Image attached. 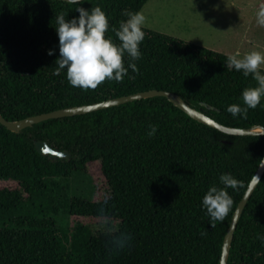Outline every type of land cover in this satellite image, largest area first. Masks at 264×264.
Masks as SVG:
<instances>
[{
	"label": "trees",
	"instance_id": "obj_1",
	"mask_svg": "<svg viewBox=\"0 0 264 264\" xmlns=\"http://www.w3.org/2000/svg\"><path fill=\"white\" fill-rule=\"evenodd\" d=\"M148 0H86L109 18L105 34L123 10L140 11ZM63 0H0V113L22 119L59 108L157 89L182 96L216 121L235 127L264 125V99L246 115L230 104L257 86L229 70L228 54L143 26L138 71L95 89L72 87L65 72L54 75L59 56L56 15L77 16ZM53 49L54 54L48 55ZM130 58L124 57L125 66ZM150 125L157 131L148 136ZM35 140L67 150L68 157L40 154ZM264 156V134L231 135L190 117L164 96L128 101L92 112L50 118L19 132L0 123V264H220L223 239L234 209ZM100 161L109 197L73 195L69 180ZM238 181L228 188L233 205L222 221L202 208L219 176ZM106 202V204L104 203ZM95 228L70 217L104 219ZM116 228V231H115ZM120 233L131 241L119 249ZM227 264H264V174L247 201L230 245Z\"/></svg>",
	"mask_w": 264,
	"mask_h": 264
},
{
	"label": "clouds",
	"instance_id": "obj_2",
	"mask_svg": "<svg viewBox=\"0 0 264 264\" xmlns=\"http://www.w3.org/2000/svg\"><path fill=\"white\" fill-rule=\"evenodd\" d=\"M78 13L66 19L68 12H59L56 15L55 30L58 36L59 56L55 60L54 75L65 72L68 83L74 88L95 89L105 80L121 82L128 75V70L137 72L135 61L142 58L140 44L145 39L143 26L145 15L140 11L123 10L126 19L120 21L119 27L112 26L119 43L105 34L109 31V18L100 6L94 8L82 7L86 0H66ZM88 2V0H87ZM256 23L264 27V3H261L255 13ZM48 55H53L54 50L49 49ZM129 57L125 66L124 57ZM229 70L242 72L245 77H251L257 86L245 88L241 93L243 104H230L227 111L232 116L246 115L248 109H255L264 99V52L251 50L246 53L239 51L227 56L226 65ZM157 131L156 125H150L148 136H153ZM220 184L210 186L205 192L201 206L206 210L211 221H222L232 208L233 200L227 189H236L238 185L230 173L219 176ZM106 204V202H104ZM98 216L103 215L102 223L105 226L115 225L113 218L108 215L107 209L102 204L98 208ZM99 222V221H98ZM116 226V225H115ZM116 231V228H115ZM119 249L131 241V235L120 233Z\"/></svg>",
	"mask_w": 264,
	"mask_h": 264
},
{
	"label": "rangeland",
	"instance_id": "obj_3",
	"mask_svg": "<svg viewBox=\"0 0 264 264\" xmlns=\"http://www.w3.org/2000/svg\"><path fill=\"white\" fill-rule=\"evenodd\" d=\"M261 3L264 0H148L140 12L146 17L145 27L230 55L264 52V27L258 26L255 18ZM5 184L10 183L0 181ZM69 184L73 195L93 201L111 194L100 161L88 164L85 173L74 174ZM76 220L105 227L103 219L69 218L70 224Z\"/></svg>",
	"mask_w": 264,
	"mask_h": 264
},
{
	"label": "water",
	"instance_id": "obj_4",
	"mask_svg": "<svg viewBox=\"0 0 264 264\" xmlns=\"http://www.w3.org/2000/svg\"><path fill=\"white\" fill-rule=\"evenodd\" d=\"M66 1V0H63ZM151 96H164L170 102H172L175 106L183 110L193 119L209 125L213 128L218 129L221 132L231 135H260L264 134V125H252L250 127H235V126H228L224 125L211 116L207 115L203 111L195 108L189 102H187L182 96L179 94L169 91V90H147L142 92H137L129 95H123L114 98H108L106 100H102L99 102H94L91 104H83L78 106H69L64 108H59L56 110H52L49 112L36 114L32 116H28L22 119L17 120H8L5 119L0 113V123L3 124L6 128L11 131L19 132L26 127H30L35 123H39L41 121L50 119V118H58L64 116H72L78 114H84L88 112H92L95 110L115 106L118 104H122L128 101H133L141 98L151 97ZM34 145L36 150L42 155H48L50 158H58V157H68L70 156V152L67 150H60L57 148H53L46 141L43 140H35ZM264 174V156L262 157L257 169L255 170L252 178L250 179L244 193L242 194L241 199L239 200L238 204L236 205L230 224L226 231V234L223 239L222 244V252L220 258V264H227L228 254L230 245L233 239L234 232L237 227V223L242 215L244 207L249 200L250 196L252 195L253 191L255 190L257 184L259 183L261 177Z\"/></svg>",
	"mask_w": 264,
	"mask_h": 264
}]
</instances>
